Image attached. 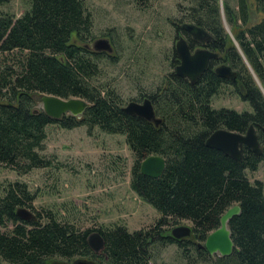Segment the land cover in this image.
Instances as JSON below:
<instances>
[{
	"label": "trees",
	"instance_id": "16d2710c",
	"mask_svg": "<svg viewBox=\"0 0 264 264\" xmlns=\"http://www.w3.org/2000/svg\"><path fill=\"white\" fill-rule=\"evenodd\" d=\"M6 1L0 0V4ZM29 1V10L19 18L0 15V52L25 53L19 73L8 69L0 74V170L26 175L33 169L51 167L52 160L38 153L43 150L48 125L67 130L83 126L89 134L98 128L125 137L134 158L131 190L161 217L153 227L131 233L125 226L79 231L58 222L51 211H46L43 223L38 211L35 221L25 223L15 212L19 207L33 208L35 196L26 184L9 183L0 196V259L8 264H51L55 258L70 261L76 257L97 264H149L152 245L160 242L175 244L188 264H264V182L251 183L246 176V171L256 172L264 164V96L243 60L264 89V0H252L259 18L251 24L248 0H191L181 22L206 31L210 39L204 47L219 57L195 84L172 72L164 85L141 97L152 101L162 120L159 127L126 115L114 90L95 85L99 74L96 60L103 54L90 53L76 44L92 27L83 0ZM221 9L243 57L222 25ZM182 25L175 24L176 34L184 35L193 47L195 43ZM218 63L229 65L236 72V81L216 77L213 67ZM177 64L173 53L171 66ZM224 86L233 87L251 112L212 108V98ZM43 95L79 98L89 107L80 118L66 115L54 120L33 108L34 97ZM250 127L258 138V156L243 147L242 158L236 162L206 146L209 135L218 129L245 134ZM150 156L165 160L158 179L139 172L141 162ZM234 205L240 207V213L228 223L233 252L213 261L197 246L198 241L204 242L219 227L222 214ZM168 220L189 221L193 241L162 233ZM8 224L11 230L2 232ZM92 232L104 241L102 255H95L87 244Z\"/></svg>",
	"mask_w": 264,
	"mask_h": 264
},
{
	"label": "rangeland",
	"instance_id": "374dc122",
	"mask_svg": "<svg viewBox=\"0 0 264 264\" xmlns=\"http://www.w3.org/2000/svg\"><path fill=\"white\" fill-rule=\"evenodd\" d=\"M83 2L86 12L91 16L92 27L89 35L76 44L90 53L95 52L93 45L101 39L107 40L111 47V52H100L103 55L96 60L99 74L95 85L114 90L124 106L130 101L141 102L144 94L164 85L165 77L174 72L171 66L174 42L179 35L184 36L176 34L175 24L188 23L181 22V17L191 5V0ZM248 4L251 24L259 16L254 12L253 1L248 0ZM29 8V0H8L0 4V15L8 14L16 19ZM229 37L235 45L233 35ZM197 48V45L193 46V49ZM24 57L25 53L18 51L0 52V74L7 73L8 69L19 73ZM211 107L226 108L238 113L251 112L250 105L242 102L231 86L220 89L218 95L212 98ZM33 108L41 109L38 96L34 97ZM45 132L43 150L38 153L52 160L51 167L33 169L26 175L2 168L0 196L9 183H24L35 196L33 208H24L34 215L36 211L40 212L41 223L45 221L46 211H51L58 222L73 225L79 231L125 226L131 233L155 225L160 214L131 190L134 158L124 136L108 135L98 128H94L89 134L83 126L67 130L55 124L46 126ZM246 176L251 183L256 180L264 182V164H260L256 172L246 171ZM176 227L191 228V223L185 220L177 223L168 220L160 231L170 233ZM11 228L8 224L1 231H10ZM188 239L193 240L191 237ZM198 243L203 244L200 241ZM189 251L194 256L192 247ZM210 257L214 261L219 256L214 254ZM79 260L87 259L76 257L67 261L55 258L51 264H74ZM187 262L175 244L163 245L157 242L152 245L149 264H188ZM0 264L7 263L0 259Z\"/></svg>",
	"mask_w": 264,
	"mask_h": 264
},
{
	"label": "water",
	"instance_id": "95a60500",
	"mask_svg": "<svg viewBox=\"0 0 264 264\" xmlns=\"http://www.w3.org/2000/svg\"><path fill=\"white\" fill-rule=\"evenodd\" d=\"M221 18L224 29L231 36L224 19L223 11H221ZM182 29L193 42L200 44V46L197 49H192L188 40L184 36H179L175 40L173 50L177 56L178 64L174 68V74L177 78L186 79L190 84H195L207 70L210 62L216 61L219 55L218 53L204 47L205 43L210 39V36L206 31L191 23H184ZM235 45L243 57L236 42ZM93 49L97 53L111 52L110 44L105 39L96 41L93 45ZM243 60L264 96V89L260 86L259 81L244 57ZM213 72L216 77L220 79L230 82L236 81V72L226 63H221L215 66ZM40 103L41 110L54 120H59L66 115L80 118L89 107V104L86 101L79 98L61 99L50 95L41 96ZM122 111L126 115L137 117L146 122L152 123L155 127H159L162 123V120L156 116L152 101L147 97L141 102H128L122 108ZM206 146L229 156L236 162H239L242 158L243 147H247L256 156L261 154L258 138L253 127H250L245 134L231 132L226 129H218L209 135L206 140ZM165 166L166 163L163 158L150 156L141 162L139 172L142 176L150 179H158L163 175ZM239 213L240 207L238 205L228 208L220 217L219 227L206 236L203 244L198 243L197 246L203 248L209 256H213L214 254H217L219 257L230 256L233 252L234 244L231 239V232L228 228V223L233 217L239 215ZM15 214L21 222L29 223L36 220L35 215L24 207L17 208ZM170 236L175 240L186 239L191 237V229L186 227H176L170 231ZM87 244L95 255H99L104 249V241L97 232H93L88 236ZM74 264L97 263L88 260H79Z\"/></svg>",
	"mask_w": 264,
	"mask_h": 264
},
{
	"label": "flooded vegetation",
	"instance_id": "af4514ba",
	"mask_svg": "<svg viewBox=\"0 0 264 264\" xmlns=\"http://www.w3.org/2000/svg\"><path fill=\"white\" fill-rule=\"evenodd\" d=\"M195 43V42H194ZM195 45H197L198 47L200 46V44H198V43H195ZM192 49H193V47H191ZM142 101V100H141ZM192 238V237H191ZM191 241H193V240H191ZM3 261V260H2ZM3 262H5V261H3ZM5 263H7V262H5ZM8 264V263H7Z\"/></svg>",
	"mask_w": 264,
	"mask_h": 264
}]
</instances>
